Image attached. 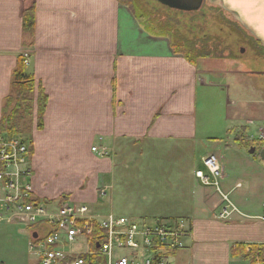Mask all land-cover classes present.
<instances>
[{"label": "crops", "instance_id": "obj_1", "mask_svg": "<svg viewBox=\"0 0 264 264\" xmlns=\"http://www.w3.org/2000/svg\"><path fill=\"white\" fill-rule=\"evenodd\" d=\"M221 2L236 13L264 53V0ZM31 11L34 36L23 30ZM20 57L36 82L26 140L32 145V183L39 199L58 202L67 197L104 218L114 215L103 214L104 206L110 210L116 198H126L120 217L147 223L187 220L191 235L186 248L170 264H251L233 259L231 249L236 244L264 246V221L259 219L264 198L261 203L247 198L254 196L250 191L259 180L252 174L257 160H248L253 171H242L226 194L212 193L197 178L200 169H193L205 152L202 163L216 157L222 180L229 178L217 155L219 147L210 144H223L226 135L249 122L248 96L254 92L250 72L240 62L231 60L226 70L204 60L190 63L173 52L169 38L147 32L119 0H0V121ZM40 88L48 97L41 130ZM257 103L264 107V96ZM93 147L108 150V156L100 157ZM167 149L178 152V159L172 158L179 167L174 175L153 168L157 153ZM60 176L68 177L65 184H59ZM245 180L249 193L231 200L238 213L217 219L225 206L221 194L231 199ZM103 187L108 190L101 198ZM100 201L104 203L98 206Z\"/></svg>", "mask_w": 264, "mask_h": 264}, {"label": "built area", "instance_id": "obj_2", "mask_svg": "<svg viewBox=\"0 0 264 264\" xmlns=\"http://www.w3.org/2000/svg\"><path fill=\"white\" fill-rule=\"evenodd\" d=\"M259 138L264 142V122ZM31 146L21 135L0 133V225L26 227L32 241L30 252L38 256L40 264H170V258L186 248L185 240L191 235L187 220L147 223L114 215L101 218L88 205H78L67 197L58 202L39 199L32 183ZM92 152L108 156L103 148L93 147ZM203 165L207 173L199 170L197 178L222 193L223 171L217 158L210 156ZM107 190H100L101 198ZM221 195L225 206L217 219L223 221L238 209L228 195ZM259 219L264 221V213ZM98 231L105 234L91 250L89 240Z\"/></svg>", "mask_w": 264, "mask_h": 264}, {"label": "rangeland", "instance_id": "obj_3", "mask_svg": "<svg viewBox=\"0 0 264 264\" xmlns=\"http://www.w3.org/2000/svg\"><path fill=\"white\" fill-rule=\"evenodd\" d=\"M121 1L124 4H137V6H142L144 9L143 12L141 11L142 14L152 16L151 18L154 19H163L161 21L163 23L166 22L165 20L172 22L174 30L180 32L181 38L190 40L197 45V54H210V56L199 59L197 62L204 60L203 63L207 66L216 65L220 66V69L226 70L230 66L231 60H236L244 66L246 72H250L247 79L254 93L248 96L250 104L249 122L244 123L243 127H239V129H235V131L226 135L223 144L216 146L210 144V147H219L220 151L217 155L222 166L226 168L229 176L228 179L220 180L223 194L228 193L227 188H231V184L235 185L237 181H239L242 171H253L248 164V160H257L258 168L255 169L252 174L254 173L259 180L257 179V182H255L253 178L251 179V181L254 180L255 183L254 190L250 191L254 193V196L251 195L253 196L251 197L248 195L247 198L249 203H261L264 198V164L261 163L258 156L250 154L252 147H257L256 154L258 155L260 151L264 149V146H262L264 142H261L259 138L260 127L264 122V107L257 103V101H263L264 96L261 93L264 92V61L262 60L264 53L258 40L240 23L236 13L229 9L221 0H205L200 11L191 13L167 9L154 0ZM135 8L138 9L137 7ZM150 20L149 17H146L142 20V23L145 22V25H147ZM258 54L261 56L260 59L257 58ZM230 98L234 99L232 96ZM244 99L246 98L244 97ZM224 103H226V106H229L228 100L225 99ZM32 123L33 120H29L26 124L28 128L24 130V133L20 134L24 140L28 138ZM255 141L257 142L256 145H251V143ZM226 145L232 146L226 148ZM258 146L260 147L258 148ZM203 153L198 155L193 164L195 173L198 169L204 171L205 174L207 173L202 163ZM172 158L175 160L178 159V152L175 149H167L157 153L156 158L152 160L154 162L153 168L164 172V174L168 172V174L174 175L179 167L176 166ZM169 170H172V172ZM65 178L66 176H60L59 184H65L68 177ZM249 184V181H243V188L239 189L238 193L231 196V200L238 201L237 197L241 192L247 191L249 193ZM208 188L212 190V193H217L216 187ZM127 202H129V200L126 198H116V203L110 210L105 209V206L102 208V210H104L103 214L111 213L120 217L122 205ZM103 203V201H100L98 206ZM92 209L95 211V208ZM247 210L250 211L251 214L254 213L252 212L253 208L249 206H247ZM136 220L140 221L139 219ZM30 242V231L26 227L21 225L1 224L0 264H39L37 256L30 252Z\"/></svg>", "mask_w": 264, "mask_h": 264}, {"label": "trees", "instance_id": "obj_4", "mask_svg": "<svg viewBox=\"0 0 264 264\" xmlns=\"http://www.w3.org/2000/svg\"><path fill=\"white\" fill-rule=\"evenodd\" d=\"M119 1L124 6L130 8L136 19L147 32L169 38L171 41V47L175 54L182 55L187 61L192 64L196 63L199 59L210 56V54H197V45L190 40L181 38L180 32L178 30H174V25L172 24V22H168L167 20H165L166 22L163 23L161 22L163 19H154L151 18L152 16L142 14L141 11H144L142 6H137V4H124L121 0ZM156 2L166 7L167 9H171L158 1ZM135 7H137L138 9H136ZM146 17H149L151 19L149 24L147 25H145V22L142 23V20ZM35 26V12H28L25 15L23 21L24 32L30 36H34ZM35 90L36 82L34 78L27 73L26 59L24 57H20L12 75L10 96L5 100V103L3 105L2 119L0 121V133H6L10 136L20 135L21 133H24V130L28 128V126L26 127L27 122L32 119L33 108L35 105ZM47 103L48 97L45 94L44 90L40 88L39 98L37 101L39 130L43 129V118ZM104 234V231H98L93 237L90 238L89 244L91 250L94 249L96 241L99 240L98 238ZM231 255L233 259L242 258L249 261L251 264H256L258 262L264 264V246H245L243 244H236L231 249Z\"/></svg>", "mask_w": 264, "mask_h": 264}, {"label": "water", "instance_id": "obj_5", "mask_svg": "<svg viewBox=\"0 0 264 264\" xmlns=\"http://www.w3.org/2000/svg\"><path fill=\"white\" fill-rule=\"evenodd\" d=\"M160 2L161 4L180 11V12H197L200 11L204 5L205 0H156ZM257 151L256 147H252L250 150V154L254 155ZM259 156L261 160L264 162V149L259 153ZM34 237H37V234L34 235Z\"/></svg>", "mask_w": 264, "mask_h": 264}]
</instances>
